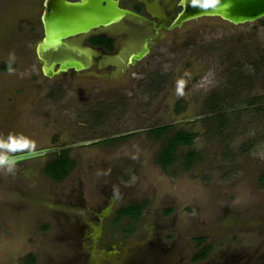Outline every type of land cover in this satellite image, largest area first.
Listing matches in <instances>:
<instances>
[{"label":"rangeland","instance_id":"1","mask_svg":"<svg viewBox=\"0 0 264 264\" xmlns=\"http://www.w3.org/2000/svg\"><path fill=\"white\" fill-rule=\"evenodd\" d=\"M43 1L0 0V64H15L0 72V138L52 148L0 169V264H264V18L188 22L127 79H46L33 61L40 26L26 22ZM180 130L194 142L163 167ZM62 150L75 167L55 182L43 169ZM135 202L148 205L126 236L128 220H111ZM198 237L211 250L192 263Z\"/></svg>","mask_w":264,"mask_h":264},{"label":"water","instance_id":"2","mask_svg":"<svg viewBox=\"0 0 264 264\" xmlns=\"http://www.w3.org/2000/svg\"><path fill=\"white\" fill-rule=\"evenodd\" d=\"M121 0H46L42 14L44 36L38 47V54L44 58V54L59 53L61 58L56 60L59 72L65 73L71 69L77 71L86 70L90 62L77 58H70L63 50L65 44L73 39L89 36L97 31L109 28L120 23L126 18L143 17L121 6ZM180 12L169 25L166 20L162 27L167 31L182 28L186 23L198 21L202 18H219L232 25L239 26L255 23L264 18V0H220L215 9H201L193 6L192 0H180ZM148 46L138 54L131 57V63L142 61L149 53ZM55 63L45 66L44 72L49 77L55 76ZM50 150H35L34 154L27 152L15 154L17 163L43 157Z\"/></svg>","mask_w":264,"mask_h":264},{"label":"flooded vegetation","instance_id":"3","mask_svg":"<svg viewBox=\"0 0 264 264\" xmlns=\"http://www.w3.org/2000/svg\"><path fill=\"white\" fill-rule=\"evenodd\" d=\"M45 1L46 0L42 3L43 11L41 14L44 12ZM120 3L122 7L141 15L143 19L126 18L114 26L97 31L89 36L73 39L65 44L66 46H64L63 50L67 57H78L81 60L83 58V60H85L84 62H90V67L82 71H77L73 68L68 72L60 73L59 65L55 63L56 60L61 58L59 53L44 54V58H41L38 54V47L44 36L42 15L39 17V13L36 14L38 18L35 21L34 18L27 17L26 22L30 23L32 27L38 29L40 26L39 31H41V34L38 30L32 31L37 39V45L33 52V61L35 65L39 67L38 72L43 78L56 79L73 74L74 77L79 76L82 78H89V80L92 78L98 80L127 79L136 72L134 68L137 67L139 62H142L152 53L154 47L169 43L166 42V37L164 36V34L169 31L161 27L164 20H166V24L169 25L180 12L182 9L179 5L180 0L172 3L168 0H121ZM35 7V5L31 6L30 12H32V9ZM176 42L180 44L178 41ZM146 46L150 49L146 57H144L142 61L132 64L130 60L131 57L143 51ZM6 63L7 62H2L0 66ZM53 63L56 64L54 67L55 76L49 78L45 74L44 69L46 65L49 66ZM12 71H14V69ZM12 71L0 70V72L6 74L12 73ZM47 149L51 150L52 148L39 147L35 150L42 151Z\"/></svg>","mask_w":264,"mask_h":264},{"label":"trees","instance_id":"4","mask_svg":"<svg viewBox=\"0 0 264 264\" xmlns=\"http://www.w3.org/2000/svg\"><path fill=\"white\" fill-rule=\"evenodd\" d=\"M9 66L12 69L15 68V64L11 62H7L5 65L0 66V70L9 71ZM170 126L159 127L154 130H151V133L158 134V137H163L170 131ZM196 137L195 133L187 132V131H177L173 134L171 138L167 140L162 148V152L159 157V163L163 167H167L174 162L175 152L177 151L179 146H191ZM123 139V138H121ZM113 141V140H110ZM196 154L194 152L189 153L188 155V165H190L195 160ZM75 161L69 155L68 150H62L61 152L56 153L52 156V159L47 161L44 166L43 172L44 174L54 180L55 182H61L65 180L69 173L74 169ZM147 202H135L131 205L123 206L119 208L111 223L118 224L119 222L127 219V223L125 228L122 229L126 236L132 235L135 233L137 229V223L140 222L141 217L143 216V212L147 207ZM197 245L200 247L199 251L192 257V263L205 261L210 253L211 246L208 245L203 237H198L193 239ZM36 261V257L33 254H30L26 260L25 264H34Z\"/></svg>","mask_w":264,"mask_h":264},{"label":"clouds","instance_id":"5","mask_svg":"<svg viewBox=\"0 0 264 264\" xmlns=\"http://www.w3.org/2000/svg\"><path fill=\"white\" fill-rule=\"evenodd\" d=\"M220 3V0H192L193 6H198L201 9H215ZM9 72L13 69L9 66ZM187 81L180 78L176 81L175 95L183 97L185 95V87ZM36 149L35 142L23 135H14L9 133L7 139L0 138V169L7 173H14L18 158L14 154L25 153L34 154Z\"/></svg>","mask_w":264,"mask_h":264}]
</instances>
